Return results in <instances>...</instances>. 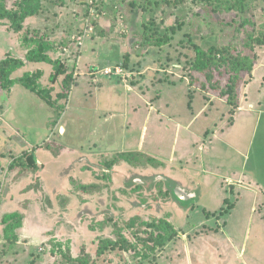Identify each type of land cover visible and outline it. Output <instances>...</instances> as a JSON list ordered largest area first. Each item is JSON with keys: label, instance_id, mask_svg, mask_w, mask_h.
<instances>
[{"label": "rangeland", "instance_id": "374dc122", "mask_svg": "<svg viewBox=\"0 0 264 264\" xmlns=\"http://www.w3.org/2000/svg\"><path fill=\"white\" fill-rule=\"evenodd\" d=\"M1 1L12 12L21 9L20 0ZM39 2L38 14L27 18L20 32H15L10 21H0V62L12 57L25 60L30 50L42 44L51 48L48 51L51 59L67 58V62L74 61L79 70L72 74L73 64L65 66L66 76L71 79L62 76L56 84H51L55 72L52 64L26 61L25 66L12 75L16 79L26 73L39 74L40 88L46 91L52 88L54 99L64 94L65 98L58 100L63 109L59 106L51 108L21 85L9 91H4L0 85V264H75L69 258H78L85 253L91 255V264H264V194L259 193L261 187H254L257 194L229 187L228 183L236 179L225 172L222 177L216 175L222 181L218 180L205 162L197 163L201 166L200 175L195 174L193 178L197 198L196 202L184 203L186 208L174 194L175 188L192 191L185 182H171L169 186L153 176L152 186L146 187L140 184L138 176H133L130 181L135 180V185L114 190L112 177L104 178L98 166L100 169L94 173L100 174L101 182L92 191L99 190L101 197L96 201L95 209H85L79 214L76 211L82 203H73L76 191L71 178V191H67L63 188L68 186L65 174L62 177L53 170L46 172L49 187L58 189L59 193V196L49 197L40 190V177L36 179L40 168L23 170L26 158L33 154L38 158L40 150L47 157L54 155L48 167L56 166L53 163L61 151L68 148L66 146H83L80 149L83 152L91 143V153L105 149L108 153L105 156H109H101L95 164L117 157L115 150L110 151L109 145L113 144L110 138L102 142L105 143L103 148L98 147L91 126L92 133L82 121L74 124L67 119L72 123L70 128L64 123L58 124L73 94L72 86L77 87L82 81L86 88L84 94H210L207 96L219 97L222 104L227 102L226 106L231 110L234 107L228 97L222 95L230 89L238 97L262 94L263 99L251 122L241 118V127L235 133L224 131L225 137L219 139L220 145L226 141L234 144L232 139L239 137L241 145L238 147L244 151H231L226 147L220 158L229 171L230 163L232 168L242 172L245 162L246 172L263 186L264 83L261 85L256 81L249 89L254 80L253 73L241 72L240 76H235L220 57L206 66L205 56L211 48L229 45L235 58L255 57V65L264 58V46H254L252 50V45L247 43L249 35L254 45L256 38L264 37V0H246L243 13L227 11L229 2L221 6L218 0H135L136 5L131 8V0H103L100 7L107 16L100 25L96 22V32L91 41L84 44V49L78 48L72 40L87 20L85 3L82 0ZM143 8L144 13L141 12ZM120 14L124 17L125 31L117 26ZM202 50L207 53L203 54ZM115 67L121 68L123 75H116ZM107 68L113 70L112 75L107 76ZM254 69L255 66L253 72ZM107 77L115 78L121 89L112 86L107 91ZM177 103L173 104L177 106ZM222 107L224 120L219 127L231 122L233 113L238 111L235 108L229 112ZM80 112L74 106L72 117ZM156 138L158 144L162 142L157 135ZM170 147L161 149L168 160L174 157L167 153ZM104 163L99 165L104 167ZM65 165V161L58 164L59 167ZM26 179L34 183L27 182L23 190L28 193L41 191L39 199L44 200L46 211L49 208L50 213L63 221L69 220V228L74 231H67L58 239L54 237V231L50 237L45 234L49 231H45L43 223L36 221L34 213L37 209L42 211L43 205L36 204L33 199H22L23 202L20 198L19 201L15 199L16 184ZM74 181L76 186L82 185L79 179ZM5 198L11 204L9 210L17 214L3 222L6 214L1 212V205ZM135 217L142 221H136L135 226L129 228L127 222ZM141 222L149 225L141 226ZM8 224L15 226L14 229H9ZM158 229H163L161 235L167 236L168 232L170 236L160 244L151 238ZM121 234L131 246L119 244L116 249L97 256L100 239L118 241Z\"/></svg>", "mask_w": 264, "mask_h": 264}, {"label": "crops", "instance_id": "0c3cea01", "mask_svg": "<svg viewBox=\"0 0 264 264\" xmlns=\"http://www.w3.org/2000/svg\"><path fill=\"white\" fill-rule=\"evenodd\" d=\"M252 73L254 80L249 84L248 88L256 81L263 85L264 58L261 57L259 59ZM113 79L107 77V91L111 90L112 86L116 89L117 87L120 88L115 78ZM83 84L82 81L77 87L72 86L73 94L70 95L68 105L66 104L65 111L63 115L61 114L58 124L64 123L66 127L70 128L72 123L75 124V122L82 121L84 126H88V131H90L89 127L91 126L93 134L97 138L96 141L99 142V148H103L105 143L102 142H106L110 138L113 141V144L109 145L110 151L115 150L117 154L139 153L141 157L135 160L133 164L121 161L110 167L111 163L109 164V162L114 158L112 157V159L106 160L105 163L99 162V164H106L101 167L95 163L99 161L98 159L101 156H105L108 153L105 149L97 153L89 152V148L92 145L90 143L89 148L82 150L83 152L80 150L83 146H66L68 148L63 149L57 156L56 162L53 163L56 166L48 167L51 159H54V155L48 156L50 157V160H48L46 153L40 150L37 159L40 171L37 173L36 179L40 177L42 184L40 190H43L45 196H59L58 189L49 187L48 173L45 175L46 172L53 170L54 174L57 173L62 175V177L66 176L68 178V186L63 187L67 191H71L69 178L79 179L83 185L95 186L86 193L75 192L76 196L72 197L73 203L79 201L82 203L76 211L77 214L85 209H95L96 201L101 197V193H99V190H92L98 188L101 177L100 174L94 172L101 168L99 173H103L104 178L112 177L116 187L114 190L135 185V180L133 182L130 181L133 176H138L137 179H139L140 184L151 187L153 176H157V179L164 180L169 186L172 184L171 182H181L182 184L185 182L186 186L194 191L188 192V190H183L182 188H175V197L185 203L187 201L196 202L197 191L194 187L196 183L193 178L195 174L197 176L200 175L201 166L197 165L198 161L205 162L210 172L215 174L214 177L218 178V180L221 179L222 175H225V172L233 176L236 180H231L228 183L229 187L244 189L243 191L249 192V194H257L258 192L254 189L257 186V188L261 187L260 189L262 190L259 193L264 194V180L262 186L252 179V175L246 172L245 162L242 165V172L239 169L232 168L230 163L229 171L225 162L220 158L222 149L226 147L231 151L241 150L242 153L244 149L238 147L241 145V139L234 137L232 139L234 144L227 141L223 142L222 145L219 144V139L225 137L224 131H226V134L228 132L233 134L241 127V118L246 122L253 120L252 115L255 114L254 112L262 102V94H242L239 97L238 106L230 110L229 106H226L227 102L222 104L218 101L220 100L219 97H208L210 94H84L86 88ZM75 91L78 94H75ZM90 101L92 104H90ZM174 102L179 103L176 106L173 104ZM222 102L224 103V101ZM221 105L225 106L224 109L229 110V112L235 111V108L238 110L233 113V120L223 127H219L220 122L224 120L221 114L223 108ZM74 106H77L81 112L77 116L72 117L71 111ZM84 113L85 116L82 117ZM67 119H71L72 123L67 122ZM83 130H85L84 127ZM90 133L92 132L90 131ZM156 135L162 141L159 144ZM81 137L80 139H82ZM172 140L174 141L171 144ZM170 145V151L167 153L174 155V157L168 160L166 159V153L161 149L164 147L166 150ZM149 160H153L156 164H149ZM63 161L66 162V165L59 167L58 164ZM234 165L237 164L234 163ZM239 168L241 170V166ZM190 171L194 173H190ZM64 174L65 176H63ZM216 175H221V177ZM27 182L30 184L34 183L32 180L26 179L16 184L17 187L14 188V191L17 198L15 197V199L19 201L20 198L21 202H23L22 199H33L36 204L43 205L42 211L37 209L34 213L35 218H37L36 221L43 223L42 225L46 226L45 231H49L45 234L50 237L51 232L54 231V237L58 239L67 231H70V233L74 231L73 228H69L71 227L69 220L65 219L63 221L55 213H50L49 208L46 211L44 200L39 199L41 191L32 190L28 193L23 190V186ZM63 188L60 187L59 189ZM222 188L224 187L222 186ZM182 192L188 198L186 196V198L181 199L179 194H184ZM8 201L5 198L1 205L3 214L12 213L9 210L11 204ZM55 208L57 211L56 205ZM23 213L25 216L28 215L25 212Z\"/></svg>", "mask_w": 264, "mask_h": 264}, {"label": "trees", "instance_id": "16d2710c", "mask_svg": "<svg viewBox=\"0 0 264 264\" xmlns=\"http://www.w3.org/2000/svg\"><path fill=\"white\" fill-rule=\"evenodd\" d=\"M39 1L40 0H20V8L21 9L19 11H16V12H12L8 8H6V6L1 4V3H3L1 1L0 2V21H3V20L10 21L15 32H20L22 30V27H23L25 20L29 17H33V16L38 14V12L40 10V2ZM82 1H83V3H85L84 0H82ZM131 1L134 4L133 3L129 4L130 8H131V6L133 7L136 5L135 0H131ZM226 1L229 2V6L227 8V11L236 12V13H243L245 11V1L246 0H218V3L221 6H226L228 4V3H225ZM101 3H103V0L101 1ZM100 5H102V4H100ZM85 6H86V3H85ZM130 8H128V9L130 10ZM143 10H144V8L141 9L142 13H144ZM98 11H99V16L102 17V18L100 17L101 18L100 20H102L103 18H105V16H107V12L105 10H103L100 6L98 7ZM104 11L106 12V15L103 14ZM86 12L88 13V8H87ZM123 20H124V17H123ZM85 24L86 23L82 24V28H81L80 32L78 33V35L76 37L73 38L72 42H74L75 44L79 41L81 35L84 33L83 29L85 27ZM95 24H96V22H95ZM95 24H94V28L96 26ZM97 24L100 25V22H97ZM122 28L124 30H127L125 25H123ZM119 30L123 31L121 28H119ZM95 32H96V29H95ZM95 32L93 34H95ZM92 35H90L86 38L85 44H87L88 41H91ZM254 41H255V45L252 44L251 36L249 35L247 43L252 45V50H254L253 49L254 46H258V47L264 46V37L261 39L256 38V40H254ZM37 47H36L37 49L33 48L32 50H30L28 52V56L25 60L22 58L12 57V58H6L0 62V85H1V88L4 91H9V90H12V88L14 86L21 85L22 87L26 88L28 91L34 93L40 99L45 101L48 104V106H50L51 108H55V107L59 106L60 109H63V106H61V103L58 104V100L64 99L65 98L64 94H62V95L60 94L58 96V99H54L53 94H52V91H53L52 88L49 89L48 91L40 88L39 87V85H40L39 74L38 75L37 74L30 75V73H26L21 78H16V79L12 78L13 73H15L17 70L21 69L22 67H24L26 64V61L31 62V63H33V62L34 63H41V62L48 61L50 64H52L54 66L55 72L53 73V75L51 77V84H56L60 77L66 76L67 73L64 69L65 66H70V64H73L72 68L74 70L72 69L73 70L71 72L72 74L75 72V70H79V69L75 68V66H74V65H76V63L74 61L72 63L67 62V58L64 59V57L59 56L56 58V61L51 59L50 56H48V51H50V49H51L49 46H45V45L41 44ZM209 52L210 53L205 56L206 66H209V64L213 63V61H215L217 59V57H220V58H223V63L228 64L230 66L231 70L235 72L234 73L235 76H240L241 72H246L248 74H251L253 72V68H254L255 62H256L255 57L253 58L251 56L245 55V56H243V58H235V56H233V54L231 53V48L229 45L224 46V48H217V49L211 48ZM202 53L205 54V53H207V51L202 50ZM61 55H63V52L61 53ZM202 67H204V66H202ZM202 67H200V68H202ZM68 77H69V79H71L70 76H66V79ZM40 89H42L43 92H41ZM222 95L224 97H228V102L233 107L238 106L239 97H238V95L233 94V90L230 91V89H229L228 92L223 91ZM64 111H65V109L63 110L62 115H63ZM140 157H141V155L139 153H119L117 155V157H114L109 162V164L111 163L109 166L111 167L115 163H118L120 160L133 164L134 161L138 160ZM37 159L38 158L35 157V154L27 157L23 170L24 171L33 170V169L37 168L38 163H39V161ZM149 164H156V163L153 162V160H149ZM72 183H73V186H74L76 192L86 193L90 190V188L95 187V186H87V185H83V184L82 185L79 184L76 186V182L74 181V179H72ZM177 200L181 206L185 207V205H186V204H184L185 202H183L182 200H179V199H177ZM14 214L16 215L17 213L6 214L3 222L6 219H9L10 217L14 216ZM18 215H20L22 217V219H24V216L21 213H18ZM136 221H142V219L139 217H135V218L129 220L127 222L128 227L129 228L134 227ZM146 225H149L148 222H141V226H146ZM8 226L10 227L9 229H14V227H15V226H10V224H8L7 227ZM150 227L153 228L155 226L150 225ZM16 228H17V226H16ZM162 230L163 229H158L156 234L152 233V235H151V238L153 239V241L158 243V244H160L161 242H164L165 240L170 238V236L168 235V232H167V236L161 235L160 232ZM118 236H119L118 241H114L111 238L100 239L98 242V249L96 252L97 256L100 257L101 255L105 254V252L107 250L116 249L119 244H124L127 247L131 246V242L126 238V236H124L122 234L118 235ZM69 260L74 261L75 264H78V263H80V264H91L92 257H91V255L85 253L78 258L71 257V258H69Z\"/></svg>", "mask_w": 264, "mask_h": 264}, {"label": "built area", "instance_id": "2783aa9c", "mask_svg": "<svg viewBox=\"0 0 264 264\" xmlns=\"http://www.w3.org/2000/svg\"><path fill=\"white\" fill-rule=\"evenodd\" d=\"M101 1L102 0H84V2L86 3V6L88 8V17H87V20L85 22L86 23L85 27L83 29L84 33L81 35L79 41L76 43V46L78 45V48L84 49V44H85L86 38L95 32V28H94L95 22H99V20L102 18L101 16H99V11H98V7L100 6ZM103 14L106 15V12L104 11ZM123 25H124L123 16L119 15L117 26H118V28H121L123 31H125L122 28ZM82 43H83V45H82ZM114 71H115L116 75L122 74V69L119 67H115ZM105 73L108 74L107 76H110L113 74V70L111 68H107Z\"/></svg>", "mask_w": 264, "mask_h": 264}, {"label": "water", "instance_id": "95a60500", "mask_svg": "<svg viewBox=\"0 0 264 264\" xmlns=\"http://www.w3.org/2000/svg\"><path fill=\"white\" fill-rule=\"evenodd\" d=\"M179 193H180V192H179ZM179 193H178V194H179ZM182 193H184V192H182ZM179 195H180L179 197H180L181 199H182V198H186V196H187L185 193H184V194H179ZM187 198H188V196H187Z\"/></svg>", "mask_w": 264, "mask_h": 264}, {"label": "clouds", "instance_id": "9594fccd", "mask_svg": "<svg viewBox=\"0 0 264 264\" xmlns=\"http://www.w3.org/2000/svg\"><path fill=\"white\" fill-rule=\"evenodd\" d=\"M104 19H105V18H103L102 20H104ZM102 20H100L99 22L101 23ZM120 67H122V66L120 65ZM122 68H123V67H122ZM123 69H124V68H123ZM75 72H76V71H75ZM75 72H74V73H75ZM74 73H73V74H74Z\"/></svg>", "mask_w": 264, "mask_h": 264}]
</instances>
